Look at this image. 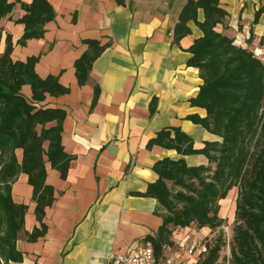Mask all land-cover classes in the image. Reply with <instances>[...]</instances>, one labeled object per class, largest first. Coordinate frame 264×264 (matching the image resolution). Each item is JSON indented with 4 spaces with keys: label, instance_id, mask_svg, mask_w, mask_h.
Masks as SVG:
<instances>
[{
    "label": "crops",
    "instance_id": "obj_1",
    "mask_svg": "<svg viewBox=\"0 0 264 264\" xmlns=\"http://www.w3.org/2000/svg\"><path fill=\"white\" fill-rule=\"evenodd\" d=\"M10 1L15 2L13 11L0 20V54L6 51L11 35L14 61L36 57L35 70L42 79L53 76L69 88L59 95L47 92L36 105L66 111L62 145L72 156L65 177L46 162V182L53 186L55 200L41 220L28 174L22 172L13 183L14 202L28 206L16 242L24 256L18 264H124L118 258L131 247L152 242L150 237L163 224L166 211L146 194L159 178L156 163L171 158L185 159L189 166L209 164L205 154L184 155L152 141L165 130L174 138L176 129L192 138L195 149L223 140L193 119L208 114L193 103L204 80L200 69L190 64V47L204 32L191 20L190 33L180 43L174 40L188 0H47L53 19L44 25L41 37L21 44L25 24L18 20L26 13L22 3L33 0ZM220 3L229 15L216 29L264 58V13L255 22L264 0ZM204 19L200 8L198 20ZM85 54L95 57L86 81L80 83L76 62ZM22 92L33 101L30 84L23 85ZM56 124L54 120L47 127ZM48 146L45 141L44 147ZM16 153L21 162L23 150ZM228 199L230 193L220 201L223 218L228 213L223 211V202ZM43 225L45 235L30 240L29 234ZM194 228H175L171 246L177 247L184 235L189 242ZM199 230L203 237L211 228ZM197 260L194 257L185 264Z\"/></svg>",
    "mask_w": 264,
    "mask_h": 264
},
{
    "label": "trees",
    "instance_id": "obj_2",
    "mask_svg": "<svg viewBox=\"0 0 264 264\" xmlns=\"http://www.w3.org/2000/svg\"><path fill=\"white\" fill-rule=\"evenodd\" d=\"M14 7L15 2L0 0V20ZM22 7L26 13L18 21L25 24V33L19 42L25 44L44 34V25L53 19L54 10L47 0L22 3ZM200 8L205 14L202 22L198 20ZM263 13L264 3L256 12L255 22ZM228 15L220 0H188L175 28L177 43L190 33L191 20L204 32L190 47V64L200 69L204 80L193 103L206 108L208 114L193 119L223 140L206 142L204 148L195 149L192 138L176 129L174 138L165 130L152 141L176 148L184 155L202 153L209 159L208 165L200 166L171 158L156 163L159 178L149 185L146 194L156 198L166 211L157 235L150 237L157 257L165 246L174 244L171 237L177 227H221L225 218L220 216V201L238 186L231 264H264V58L216 29ZM2 37L0 29V42ZM261 44L264 46V36ZM12 50V37L8 35L6 51L0 54V264H18L24 259L16 242L28 206L14 202L13 183L22 172L28 174L34 187L36 214L41 220L45 208L55 200L54 188L46 182V162L65 177L72 159L62 145L66 111L36 105L47 92L59 95L69 88L56 77L42 79L35 70L36 57L14 61ZM94 57L85 54L76 62L80 83L86 81ZM25 84L32 87L33 101L22 92ZM54 120L57 124L47 127ZM45 141H49L47 149ZM19 148L23 150L21 162L16 153ZM46 230V225L36 228L29 239L37 240ZM223 246L219 236L213 245L208 244L196 264H222L219 260Z\"/></svg>",
    "mask_w": 264,
    "mask_h": 264
},
{
    "label": "built area",
    "instance_id": "obj_3",
    "mask_svg": "<svg viewBox=\"0 0 264 264\" xmlns=\"http://www.w3.org/2000/svg\"><path fill=\"white\" fill-rule=\"evenodd\" d=\"M187 239L188 237H183L177 247L165 246V250L160 257H157L152 242H147L136 248L131 247L127 254L118 258V261L124 264H185L187 260H192L203 251H206V247L199 246L197 241L188 246ZM179 250L187 252L188 257L184 258Z\"/></svg>",
    "mask_w": 264,
    "mask_h": 264
},
{
    "label": "rangeland",
    "instance_id": "obj_4",
    "mask_svg": "<svg viewBox=\"0 0 264 264\" xmlns=\"http://www.w3.org/2000/svg\"><path fill=\"white\" fill-rule=\"evenodd\" d=\"M238 192H239V187L238 186L234 187L230 192L231 199L225 200L223 202V211L227 209L228 213L225 214V217H224L225 222L223 223L221 227L211 230L208 235L203 236V237L202 235L198 234L200 230L195 225L193 226L196 229L194 228V231H190L192 234V237L188 242V246L197 241L199 246L202 245L206 247V251H207L208 244L213 245L219 236L222 237L224 241V246L222 247V250L220 253L221 256L219 260L222 264H231V260H232L231 251H232V245L234 243L233 236H234V226H235V209H236V200L238 197ZM183 237H186V236L184 235ZM206 251H203L202 254L205 253ZM181 253L182 255H185L184 258L188 257L187 252H185L184 250H182ZM197 257L199 259L200 255Z\"/></svg>",
    "mask_w": 264,
    "mask_h": 264
}]
</instances>
